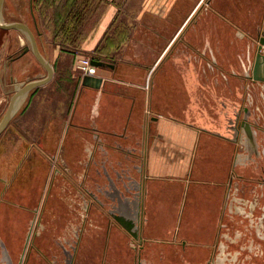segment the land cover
<instances>
[{"label": "crops", "instance_id": "0c3cea01", "mask_svg": "<svg viewBox=\"0 0 264 264\" xmlns=\"http://www.w3.org/2000/svg\"><path fill=\"white\" fill-rule=\"evenodd\" d=\"M263 2L254 0L257 9L245 10L244 16L249 17L245 23L233 14L235 0H215L209 10L200 6L201 11L185 19L179 31L173 28L165 49L143 44L144 52H152L149 58L122 59L108 62L113 67L98 68L97 75L103 78L100 87L84 85L75 62L84 50L91 52L102 45L114 23L116 7L104 15L84 49L75 42L58 43L54 75L70 78L76 97L67 117L53 112L38 122L40 128L35 132H17L8 138L9 144L0 142V264L6 262V255L15 261L21 251L54 156L62 170L56 169L51 178L40 216L41 236L50 219L76 216L66 210L69 198L76 203L75 188L89 190L90 235L96 234L105 218L97 206L118 202L134 209L138 203L139 213L144 193L143 223L139 214L118 213L141 226L142 240L138 242L111 214L105 259L117 243L123 251L119 237L125 235L138 243L132 250L134 264H214L219 246H229L226 237L235 236L224 231L228 222L240 221L243 215L254 221L262 203L261 198L241 196L237 190L241 188H235L232 180L236 175L250 176L254 169L243 165L242 130L228 128L224 117L220 120V99L226 89L220 73L243 76L240 64L246 56L250 60L251 46L254 64L258 51L254 34L264 20ZM220 28L227 40L220 39ZM233 28L237 37H231ZM21 60L14 59L15 74L23 70ZM257 89L264 99V85L254 84L248 87L249 100H255ZM249 123L255 143L258 132ZM229 172L232 179L226 182ZM246 185L249 193L256 189L251 181ZM109 188L112 196L106 195ZM242 204L251 212L244 214ZM261 220L259 236L264 239V215ZM240 231V237H252L248 259L247 255L244 259L255 264L264 261V241L257 242L254 227L249 233ZM244 252L239 250L235 260L240 261Z\"/></svg>", "mask_w": 264, "mask_h": 264}, {"label": "rangeland", "instance_id": "374dc122", "mask_svg": "<svg viewBox=\"0 0 264 264\" xmlns=\"http://www.w3.org/2000/svg\"><path fill=\"white\" fill-rule=\"evenodd\" d=\"M224 1L220 0V3ZM52 2L53 0H4L2 17L6 22L19 21L27 23L36 36L42 54L47 59L49 58L51 64L54 65L56 62L55 46L63 42L61 38L63 34L61 33V36L56 35L60 23L57 22L55 15L57 6ZM253 2L254 0H235V4L232 5L234 16L239 17L244 23L248 21L249 17L246 18L245 10L254 9L255 11L257 8H255ZM214 3L215 0H69L61 10L70 14L69 23L65 24L67 37L78 44L81 49H84V44L96 32L104 15L112 10V6H115L117 12L114 23L102 45L91 52L82 50L81 53L107 62L122 59L133 62L145 60L152 54V52H144L143 44L152 45L158 50L165 49L168 45V39L173 35V28L179 31L185 19H188L191 14L193 15L199 6H204V10H209ZM262 9H264V2L262 3ZM226 29L228 30L227 27ZM233 30V36L231 37H237V31L235 28ZM222 32L223 29L220 28V39L223 37L227 40L228 35L225 37ZM158 33L160 36L157 35ZM263 33L264 20L261 30L254 34L255 45L259 46L258 39ZM253 52L254 48L251 46L250 60L246 56L245 61L240 64V72L243 76H231L228 72H225V76H223L220 73V80L223 79L226 87L225 97L223 98L224 107L221 106L223 100L220 99V120L224 117L228 128L231 126L234 129V123L238 115L242 118L245 109L249 108L250 112L246 116L253 122L258 137L254 143L248 138L245 130L242 129V153L246 154V157H243L242 160L243 165L251 166L254 172L247 177L236 175L234 179H231L235 182V188H241H237L241 196L256 197V201L261 198L262 203L258 205L255 211L254 221L248 215H243L240 221L228 222L224 231L228 232L230 236H235L226 237L229 246L225 248L219 246L214 264H255L247 260L252 245V237H240L239 230L241 229L240 232L244 234L245 232L249 233L248 229L254 227L257 242L264 241L259 236L261 234L260 228H263L259 225L264 215V184L262 183L264 182V99L259 89H257L258 93L255 100H249L248 93L250 85H264V82L256 81L257 83H255L254 80L247 78V71L250 73L252 70ZM232 57L229 54V62H231ZM18 58H22L20 62L23 70L22 72L19 70L15 74L13 62L14 59ZM46 75L47 70L32 51L28 34L19 29L0 27V96L3 97L0 104V122L16 90L23 84L41 79ZM76 91L70 78H61L54 75L47 85L31 91L23 98V102L8 127L0 134V142L9 144L8 138H12L17 132H35L40 128L38 122H41L46 115L50 116L53 112L64 114L67 117L74 103ZM28 104L31 108L29 107V110L25 111ZM31 115L34 117L31 118ZM220 128L222 127L220 126ZM50 161L49 179L43 191L41 202L36 209L31 229L27 232V236L24 237L20 247L21 251L15 261L7 255H1L3 258L6 257V262L2 260V264H72L74 258V264H134L132 250L134 249L133 246H137L138 243L131 238H127L125 235L119 237V243H121L123 251L119 249L120 246L117 243L113 247L114 251L111 252V255L109 254V257L106 255V259L105 246L106 229L109 220L112 218L111 213H126L137 216L136 208L132 209L118 202L112 204L109 202L107 205L97 206L100 208L99 212L105 218H102L97 225L96 234L90 235L91 221L87 217V204L90 202L91 197L88 187L75 188V204L69 202L72 201V198L68 199L67 213L71 212L70 214H73L72 212H75L76 216L72 219H64V221L50 219L46 225L47 232L43 236L40 235L41 230L44 229V225H41L40 216L50 188L51 178L55 176L56 169L62 170L56 156L51 157ZM66 175H68L67 171ZM225 176L226 182L231 181L230 172L226 173ZM103 177L105 179L106 176L103 174ZM250 181L256 187V189L251 190L252 193H249L250 189L246 185ZM128 191L131 195L132 189L130 187ZM111 193L112 190L110 189L106 195L112 196ZM102 195L104 198L106 197L104 194ZM241 201L245 203V201ZM242 206L245 205L242 204ZM141 207H144V196L140 200L138 213L139 221L143 223L144 210L142 220ZM242 212L247 214L251 211L248 206H245L242 208ZM136 228L140 232L141 226L136 225ZM29 234H31L30 238ZM28 238L30 240L27 244ZM140 239L138 238L137 241L139 242ZM77 247L78 251H76ZM239 250L245 251L243 253L245 255L240 261H237L235 258ZM246 255L247 259H244ZM221 258H225V262H220ZM245 260L248 262L245 263ZM257 264H264V261H258Z\"/></svg>", "mask_w": 264, "mask_h": 264}, {"label": "water", "instance_id": "95a60500", "mask_svg": "<svg viewBox=\"0 0 264 264\" xmlns=\"http://www.w3.org/2000/svg\"><path fill=\"white\" fill-rule=\"evenodd\" d=\"M4 0H0V27L4 29H19L25 33L28 34L30 42H31V48L38 59V61L42 64V66L47 70L48 74L44 78L37 79L30 81L28 83L23 84L21 87H19L16 92L11 97L8 109L0 122V134L4 132V130L8 127L10 121L12 120L13 116L15 115L17 111V103L25 96L28 92L33 90L36 87L42 86L46 83H48L54 76V67L51 64V62L42 54L38 41L36 39V36L31 29V27L24 22L14 21V22H6L4 21L2 17V7H3ZM258 51L254 60L253 68H252V76L251 78L256 81H264V33L259 37L258 39ZM91 63L95 65L98 68H102L105 66L113 67L114 65L112 63L105 62L100 59L93 58ZM83 84L86 86H92V87H100L103 78L101 76H85L83 79ZM246 127L248 129V132H250L249 124H246ZM112 216L120 223L122 224L129 232L132 234V236L136 239L142 237L140 235V232L138 229H136V222L133 219H128L124 215L118 214V213H112ZM29 234V238H30ZM29 238L27 240V244L29 241ZM26 244V246H27Z\"/></svg>", "mask_w": 264, "mask_h": 264}, {"label": "trees", "instance_id": "16d2710c", "mask_svg": "<svg viewBox=\"0 0 264 264\" xmlns=\"http://www.w3.org/2000/svg\"><path fill=\"white\" fill-rule=\"evenodd\" d=\"M67 1L69 0H53L52 3H54L57 7H56V11H55V15L57 18V22H59V30L57 31V36H61V33L63 34L62 41L63 42H72V40L69 39V37H67L66 35V23H69V19H70V14L63 12L61 9L63 8V6H65L67 4ZM93 59V58H92ZM97 59V58H96Z\"/></svg>", "mask_w": 264, "mask_h": 264}, {"label": "flooded vegetation", "instance_id": "af4514ba", "mask_svg": "<svg viewBox=\"0 0 264 264\" xmlns=\"http://www.w3.org/2000/svg\"><path fill=\"white\" fill-rule=\"evenodd\" d=\"M199 8H200V6L198 7V9H196V11H195V13L193 14L192 17H194L196 14L199 13V11H201V9H199ZM251 76H252V72L249 73V74H247V78L253 80V79L251 78ZM249 112H250V111H249V108H246L245 111H244V115H243L242 118L240 117V115H238L237 120H236L235 123H234V128L236 129V131H237V130H242V129H244L245 132H246V135L248 136V138H249L251 141H253V139H254L253 125H251V124L249 123V119H248L247 116H246V115H248ZM247 123L249 124L250 132H248V129H247V127H246V124H247ZM262 183L264 184V182H262ZM135 207H136V213H137V215H138V203H137V205H135ZM111 214H112V213H111ZM135 222H136V221H135ZM136 225H138L137 222H136ZM211 264H213V262H212Z\"/></svg>", "mask_w": 264, "mask_h": 264}, {"label": "built area", "instance_id": "2783aa9c", "mask_svg": "<svg viewBox=\"0 0 264 264\" xmlns=\"http://www.w3.org/2000/svg\"><path fill=\"white\" fill-rule=\"evenodd\" d=\"M92 58L86 55H81L77 58L75 62V66L77 70L80 72L81 81H83L84 77L89 76H97L98 67L91 63Z\"/></svg>", "mask_w": 264, "mask_h": 264}, {"label": "bare ground", "instance_id": "6f19581e", "mask_svg": "<svg viewBox=\"0 0 264 264\" xmlns=\"http://www.w3.org/2000/svg\"><path fill=\"white\" fill-rule=\"evenodd\" d=\"M22 50V49H21ZM23 98H24V96L22 97V98H20V100L18 101V103H17V109L19 108V106H20V104L23 102ZM143 196H144V193H142V198H143ZM142 204V203H141ZM141 214H142V220H143V208L141 207ZM137 229V228H136ZM30 240V239H29Z\"/></svg>", "mask_w": 264, "mask_h": 264}]
</instances>
